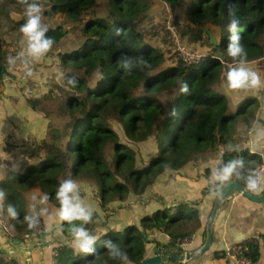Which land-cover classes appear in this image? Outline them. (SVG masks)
Returning <instances> with one entry per match:
<instances>
[{"label": "trees", "instance_id": "obj_1", "mask_svg": "<svg viewBox=\"0 0 264 264\" xmlns=\"http://www.w3.org/2000/svg\"><path fill=\"white\" fill-rule=\"evenodd\" d=\"M7 1L23 14L9 30L26 38L20 31L25 22V0ZM106 1V14L97 16L90 12L99 5V0H48L53 14L63 15L77 24L70 29L80 30L81 42L72 49H65L64 45L62 49L59 45L67 37L64 26L46 28L45 35L53 40L47 56L60 66L61 82L53 80L41 97L28 101L48 116L54 114L67 120L62 128L52 130L49 140L40 144L33 163L21 172L12 173L11 183L0 182L5 215L19 232L31 236L35 233V225L30 227L25 219L26 203L20 193L35 185L60 209L55 192L61 181L70 178L88 182L97 206L106 212L113 203L129 200L130 195L144 198L165 173L201 161L210 152H222L216 171L233 159L243 161V166L232 174V179L243 186L248 176H257L264 162L259 153L247 147L238 148L235 139L239 122L248 128L255 123L260 100L249 96L233 111L228 95L218 89L229 64L239 63V58L234 59L227 52L231 35L227 30L229 9L239 20L237 31L246 63L257 61L264 58V0H191L187 10L189 23L181 34H190L192 41L203 46L208 23L218 25L221 30L217 46L207 52L200 48L205 55L195 65L167 64L165 54L146 40L143 29H138L151 0ZM161 1L175 5L183 0ZM36 3L40 7L42 2L36 0ZM12 45L0 33L1 77L9 73V66L14 67L16 52L9 50ZM217 48L221 49L224 60L215 57ZM57 93L62 95L56 106L53 103ZM152 136L158 150L141 164L132 144ZM208 173L209 169L206 176ZM215 186L217 183L209 181L203 194ZM82 190L79 188L80 195L85 194ZM155 200L160 207L149 214L144 212L137 221L119 228L105 226L95 236L94 253L60 245L55 262L138 264L147 258L149 242L160 246V242L149 237L155 231L170 236L166 246L182 250L179 240L190 237L202 226L197 205L187 201L168 203L161 195ZM9 205L14 206L15 217L7 212ZM85 227L93 229L90 223ZM63 232L70 236L68 221L63 222ZM109 240L126 255V260L109 256L105 248V241ZM235 246L253 264L258 261L260 246L255 238ZM223 251H216L215 256Z\"/></svg>", "mask_w": 264, "mask_h": 264}, {"label": "crops", "instance_id": "obj_2", "mask_svg": "<svg viewBox=\"0 0 264 264\" xmlns=\"http://www.w3.org/2000/svg\"><path fill=\"white\" fill-rule=\"evenodd\" d=\"M7 25L6 22L0 25L1 34L4 28L7 30ZM15 36L14 41L8 40L13 43L9 50L16 52L13 59L15 68L9 66V73L0 76V182L7 183L12 182L13 174L21 172L26 165L34 162L33 155L38 147L45 139H50L52 130L60 127L57 122L61 120L54 114L48 116L45 112L33 108L28 101L29 98L41 97L53 80L61 82L60 66H57V62H53L52 57L47 56V51L39 57L29 55L27 38L20 37L18 33ZM202 47L206 52L214 48L210 38ZM245 67L259 74L261 78L259 87L229 88L227 70L218 89L228 95L231 110H235L249 96H255L260 100L255 123L248 128L243 122H239L235 139L238 148L247 147L252 152L259 153L264 161V58L246 63ZM221 156L220 150L211 152L201 161L165 173L147 191L149 198L145 200L147 211L144 214L152 213L160 207L155 200L158 195L168 203L187 201L197 205L202 226L190 235L194 237V241L187 247V251L199 248L205 240L206 223L217 199L216 188L221 183L216 179V167L221 161ZM207 169H209L208 176H206ZM258 172L261 189L257 194L264 191V162ZM230 179L232 175L223 182H228ZM209 181L217 183V186L203 194V190L209 187ZM76 184L78 189L83 188L82 193L86 194L91 189L88 182H76ZM20 193L26 203L24 207L27 217H39L42 226L31 236L26 232L17 231L5 215L8 230L6 231L0 224V247L8 249L9 255L0 254V264H56L53 250L60 246L57 241H66L71 237L63 232L64 220L59 216V208L48 199L42 202L45 194L37 185ZM81 199L87 200L85 202L82 200L85 206H90L88 195ZM0 203L4 206L2 196ZM41 209L46 211L41 213ZM105 226L108 225L98 226L96 231L87 230L96 236ZM149 237L160 242V246L156 242H149L145 257L155 255L159 247H168L166 246L170 240L168 234L155 231ZM251 238H255L260 246V257L255 264H264V201L254 202L243 196L241 192H235L223 203L217 215L212 247L199 258L174 264H238L231 257L223 256L221 253L215 256V252ZM41 242L45 245L30 249Z\"/></svg>", "mask_w": 264, "mask_h": 264}, {"label": "rangeland", "instance_id": "obj_3", "mask_svg": "<svg viewBox=\"0 0 264 264\" xmlns=\"http://www.w3.org/2000/svg\"><path fill=\"white\" fill-rule=\"evenodd\" d=\"M41 2L39 15L42 26L47 28L49 26L61 24L67 30L65 42H62L59 47L63 49L64 45L65 49H72L75 45L79 44L81 42L80 30L70 29L77 24L72 23L63 15L53 14L50 11V5L48 1L41 0ZM190 3L191 0H183L178 4L169 5L161 0H151L150 8L142 18L141 22L138 23V29H143L146 40H148L154 47L165 54L167 64L174 65L178 62H182L177 53L178 51L176 50V44L173 35L174 31L177 32L181 41L188 48L199 50L200 52L204 53V51L200 49L202 48V43L192 41L190 34H181V32L186 30V25L189 23L187 10ZM106 7L107 1L99 0V5L93 11H91L90 14L104 16L106 14ZM22 16L23 14L20 9L12 6L7 0H0V25H3L4 22L8 24L7 30L4 28L2 33L7 40L11 39L14 41L16 38V33L13 30H9V28L10 26L14 25L15 22ZM205 29L210 30L217 39H219L221 36L220 27L216 24L208 23ZM204 39L205 42L209 41V35L207 32L204 35ZM232 66L233 64L230 65V67ZM61 95L62 94L57 93V97L55 98L56 101L53 103V105L57 106ZM66 120L67 119L61 118V120L57 122V125H60L62 128ZM120 134L121 137L126 140L123 132H120ZM132 146L135 148L139 162L141 164L145 163L149 159V156L155 154L158 150L155 136H152L146 141L134 143ZM86 195H88V202H90L89 208L93 213L92 219L88 223L91 224L93 228L92 230L95 231L97 230V227L101 225L119 228L125 223L137 221L140 219V216L147 211L145 209L147 203L145 204L144 201L145 199L149 198L148 195L144 196V198L143 196L138 197L136 195H130L129 200L113 203L106 212H103L97 206V203L94 199L95 196L91 189L88 193H86ZM82 200L84 202L87 201L85 199ZM131 200L135 202H132ZM102 230H104V228ZM56 264H59V262H56Z\"/></svg>", "mask_w": 264, "mask_h": 264}, {"label": "clouds", "instance_id": "obj_4", "mask_svg": "<svg viewBox=\"0 0 264 264\" xmlns=\"http://www.w3.org/2000/svg\"><path fill=\"white\" fill-rule=\"evenodd\" d=\"M25 2V22L21 25L20 31L27 38L29 55L39 57L52 46L53 40L45 35L47 29L41 24L39 4L36 3V0H31V2L25 0ZM229 16L230 19L227 25V30L231 35L228 37L229 43L227 52L228 55L234 59L239 58V63L237 66L228 69V87L231 89L257 88L261 84V78L257 72L245 67L246 53L241 44V36L237 31L239 20L231 13V9H229ZM184 91H187L186 86ZM242 166V160L233 159L217 170L216 179L223 182L227 180L238 167ZM257 186L258 178L256 176L250 175L246 178L245 187L247 189L254 190ZM0 196H3V193H0ZM55 196L60 204V218L64 221H68V232L72 237L70 246H73L75 249L83 253H94V244L97 238L85 227V225L92 219L93 213L91 209L85 206L82 202L76 182L70 178L61 181L55 192ZM46 200L47 196L45 195L42 197V202ZM44 211L46 210L41 209V213ZM7 212L13 217L17 215L16 210L12 205L8 206ZM25 219L29 221L30 227L37 223L36 216L25 217ZM73 221H79L80 223H73ZM105 248L110 257L126 260V255L118 246L113 244L112 241H105Z\"/></svg>", "mask_w": 264, "mask_h": 264}, {"label": "water", "instance_id": "obj_5", "mask_svg": "<svg viewBox=\"0 0 264 264\" xmlns=\"http://www.w3.org/2000/svg\"><path fill=\"white\" fill-rule=\"evenodd\" d=\"M204 31L208 33L209 38L211 40V44L216 47L217 38L213 35V33L210 30L204 29ZM215 57L224 60V55L220 48H217ZM216 192H217V199L215 201L214 207L206 223V228H205L206 237L203 244L199 248L192 251H185V250L176 251L168 247H164V248L159 247L155 255L143 259L138 264H174L176 262H183V261L199 258L201 255H203L206 251H208L212 247L213 239H214V224L217 215L220 209L222 208L223 203L226 200H229L235 192H241L243 196L254 202L264 201V191L259 194H254L250 192L248 189H246L245 186H243L234 179H230L228 182H221L220 185L216 188ZM71 240L72 237H69V239L66 241L60 240L57 242L59 245H69ZM44 245L45 243L43 242L37 243L30 249L42 247ZM0 254L8 256L9 251L8 249L6 250L0 247Z\"/></svg>", "mask_w": 264, "mask_h": 264}, {"label": "built area", "instance_id": "obj_6", "mask_svg": "<svg viewBox=\"0 0 264 264\" xmlns=\"http://www.w3.org/2000/svg\"><path fill=\"white\" fill-rule=\"evenodd\" d=\"M48 1V0H45ZM174 35V41L176 44V50L178 51V55L180 60L185 63L186 65H195L199 64L200 61L202 60L203 56L205 55L204 53L200 52L199 50H193L188 48L180 39V36L177 34L176 31L173 32ZM231 65V64H230ZM25 76V75H24ZM258 178V186L254 190H249L250 192L257 194L260 189H261V184H260V176L259 172L256 176ZM247 189V188H246ZM0 224L1 226L7 231L8 230V223L5 219V212H4V206L3 204L0 203ZM42 226V221L38 217L37 218V223L35 224V230L38 229L40 230ZM40 234V233H38ZM194 237H186L182 240H179L180 246L182 247V250L187 251V247L192 245ZM247 249V248H246ZM225 251V252H224ZM223 253H221L223 256H229L232 259H234L238 264H252L251 258L246 256L243 251L235 246V245H229L224 249ZM58 253V247L53 250V255H57Z\"/></svg>", "mask_w": 264, "mask_h": 264}]
</instances>
